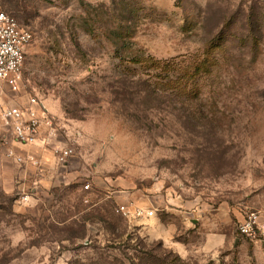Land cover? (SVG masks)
Returning a JSON list of instances; mask_svg holds the SVG:
<instances>
[{
  "label": "rangeland",
  "instance_id": "obj_1",
  "mask_svg": "<svg viewBox=\"0 0 264 264\" xmlns=\"http://www.w3.org/2000/svg\"><path fill=\"white\" fill-rule=\"evenodd\" d=\"M0 10L33 33L23 90L0 83V108L37 97L75 147L69 183L33 204L30 189L0 190V264H264L237 231L243 211H264V0H0ZM160 195L195 205L164 219L183 253L148 236L146 217L116 211ZM213 220L231 234L215 248Z\"/></svg>",
  "mask_w": 264,
  "mask_h": 264
},
{
  "label": "built area",
  "instance_id": "obj_2",
  "mask_svg": "<svg viewBox=\"0 0 264 264\" xmlns=\"http://www.w3.org/2000/svg\"><path fill=\"white\" fill-rule=\"evenodd\" d=\"M32 40L33 33L28 27L21 25L13 15L0 10V83L8 85L14 92L23 90V67ZM9 135L22 145L41 143L52 150L61 166L67 165L75 155L73 145L59 141L55 118L35 96H30L25 102L0 108V139H6ZM7 155L18 163L32 161L38 164L34 157L24 158L13 149H8ZM84 188L89 189L90 184L86 183ZM116 211L133 221L144 217L151 218L157 213V209L146 207L135 200L119 204ZM237 231L243 239L260 243L264 248V211H243Z\"/></svg>",
  "mask_w": 264,
  "mask_h": 264
},
{
  "label": "crops",
  "instance_id": "obj_3",
  "mask_svg": "<svg viewBox=\"0 0 264 264\" xmlns=\"http://www.w3.org/2000/svg\"><path fill=\"white\" fill-rule=\"evenodd\" d=\"M55 123L57 127L60 124L56 120ZM64 126L68 131L69 126L66 124ZM61 128L58 127L59 137L62 135ZM8 149H13L17 155L24 158L34 157L38 161V164L32 161L18 163L7 155ZM72 176L74 175L71 172V161L67 165L61 166L57 162L52 150L44 147L41 143L22 145L14 141L10 135L6 139H0V190L9 193L14 191L24 193L30 189V193L32 194H30L29 198L30 203L33 204L39 200L40 193L59 185L60 182L64 184L69 183ZM159 197L157 201L152 203V208L157 209L156 215H158H155L156 217L154 216V218H147L153 227L148 228L145 232L148 236L160 239L169 247L183 253L187 251L188 247L185 241L177 236V223L174 220L169 222L164 219L166 216L168 218H177L175 215L182 214L183 216L184 213L189 216L191 215V209L195 205L193 202L182 200L179 195L172 198L167 195H160ZM178 218L181 219L180 216ZM213 225L216 230H213L208 237L211 248L225 244L231 236L230 233L222 231V227L218 226L217 221L213 220ZM256 245L261 250H264L260 243H256Z\"/></svg>",
  "mask_w": 264,
  "mask_h": 264
},
{
  "label": "trees",
  "instance_id": "obj_4",
  "mask_svg": "<svg viewBox=\"0 0 264 264\" xmlns=\"http://www.w3.org/2000/svg\"><path fill=\"white\" fill-rule=\"evenodd\" d=\"M150 62V61H149Z\"/></svg>",
  "mask_w": 264,
  "mask_h": 264
}]
</instances>
